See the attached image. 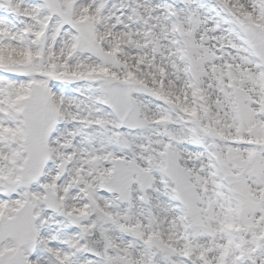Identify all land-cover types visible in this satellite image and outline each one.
I'll return each mask as SVG.
<instances>
[{
  "label": "snow or ice",
  "instance_id": "1",
  "mask_svg": "<svg viewBox=\"0 0 264 264\" xmlns=\"http://www.w3.org/2000/svg\"><path fill=\"white\" fill-rule=\"evenodd\" d=\"M0 264H264V0H0Z\"/></svg>",
  "mask_w": 264,
  "mask_h": 264
}]
</instances>
